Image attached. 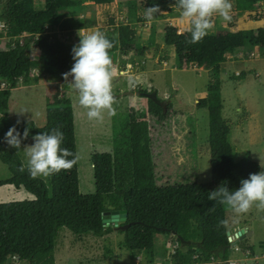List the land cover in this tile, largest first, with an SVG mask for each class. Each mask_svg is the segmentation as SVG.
Here are the masks:
<instances>
[{
	"label": "trees",
	"instance_id": "16d2710c",
	"mask_svg": "<svg viewBox=\"0 0 264 264\" xmlns=\"http://www.w3.org/2000/svg\"><path fill=\"white\" fill-rule=\"evenodd\" d=\"M98 6H108L113 0H87ZM264 0H234L240 9H252ZM82 0H44L43 9L37 10L34 0H6L0 11V21L12 28L11 36L27 34L26 44L21 47L0 50V162L10 177L0 181V187L11 185L23 188L33 195V200L0 203V264L16 257L28 264H56L54 248L57 232L64 227L75 235L103 237L112 228L103 227L102 214L112 210L127 212L128 225L123 235V245L131 253L149 251L153 248L157 234L173 235L176 242L187 248L177 250L174 264H194L196 254L204 263H212L216 257L227 261L230 243L226 236V206L207 199L208 193L226 185L230 191L240 187L241 179L250 173L260 172V165L249 155L236 161L229 141L230 125L223 117L220 72L221 64L238 51L256 49L264 55V28L244 29L236 32L221 31L206 35L199 43L186 44L189 33L178 32L175 26L164 29V45L174 51L176 67L203 68L210 73L207 95L196 102L198 109L208 113V150L210 157V181L198 183L186 176L181 182H162L160 170L152 155V132L155 126H165L171 120L172 105L166 110L152 101H147L149 121L138 120L133 109L118 119L122 131L129 133L130 146L117 147L110 153L91 155L95 191L90 195L79 192L78 163L69 170H62L43 180L31 179L28 173L18 169L23 164L14 150L5 142L7 131L15 129L26 139L34 135L59 128L64 134L62 148L76 153L74 113L69 98H60L56 92L46 97V123L39 128L33 121L11 120L8 116L11 90L19 84L36 85L40 77L45 80L61 78L74 61L71 55L73 43L58 38L50 40L49 29L60 31L78 30L90 24L83 20L65 18L59 22L62 9L76 8ZM158 4L161 11L171 12L174 0H131L128 12L133 16L137 8ZM156 29L150 27L148 42L154 44ZM36 37L39 51L36 60L30 58L29 41ZM109 50L112 57L118 52L122 58L143 56L145 49L135 39V32L129 26H120L118 36ZM248 59L249 53L246 54ZM32 71L37 76H32ZM240 72L231 80L245 79ZM68 90V84L64 85ZM145 93V91H138ZM139 116V115H138ZM187 139L194 140L191 132ZM187 146H191L189 143ZM72 159V157H69ZM190 163L184 164V168ZM191 179L192 181H189ZM214 210H211L213 209Z\"/></svg>",
	"mask_w": 264,
	"mask_h": 264
},
{
	"label": "rangeland",
	"instance_id": "374dc122",
	"mask_svg": "<svg viewBox=\"0 0 264 264\" xmlns=\"http://www.w3.org/2000/svg\"><path fill=\"white\" fill-rule=\"evenodd\" d=\"M129 1L131 0H113V3L108 7L112 8L113 6L114 13L111 9L100 8V14L103 16V20L100 22L101 25L110 26L109 24H111L113 26L105 30L106 35L112 36L118 34L120 26H129L135 32L136 41L146 48H150L147 37L150 33V27L154 26L156 29L155 45H157L159 51L157 53L159 59L157 65L154 66L157 70L150 75L153 89H150L147 86V81H145V84L141 82L142 84L129 92V95L137 96L138 91H156L158 98L171 104L172 110L175 112L172 113L169 123L165 126H155V130L152 132L151 150L155 164L160 170L162 182H181L183 178L189 176L198 183H207L210 181L211 169L208 150V113L205 109H198L196 102L207 95V85L211 79L210 73L204 69L185 68L180 70L176 67L174 51L172 48L166 47L163 41V30L166 26L172 25L177 27L178 30L182 29L176 18L174 20L171 16L162 12L163 14L158 15L149 22L144 18L141 7H138L137 12L130 16L127 8ZM82 2L81 6H98L87 0H82ZM5 4L6 0H0V11L3 10ZM34 4L37 6V10H41L43 9L44 0H34ZM263 6L264 3L253 6L255 18L262 15L260 10ZM231 16L232 20L230 22L232 23L226 22L229 27L234 24L236 17L233 9L231 10ZM114 25H117V27H114ZM210 32L215 34L218 31L210 30ZM248 53L249 56L246 59ZM251 54H254V56ZM30 55L32 60L37 59L36 56ZM236 55L235 58L240 59V61L224 63V68L220 72L223 117L231 128L229 141L233 147L235 160L238 161L249 155L260 165V171H264V55L257 54L254 49L251 52L247 50L241 53L237 52ZM140 61L139 59L137 63L143 70ZM145 61L148 64L154 63L153 60ZM229 68L232 71H229ZM240 72L246 73L245 79H230ZM32 76H37V72L32 71ZM40 79L42 82H52L48 86L47 94L46 88L38 85L22 86L19 84L11 92L9 100V118L11 120L33 121L36 122L37 127H43L46 123V97L56 92L60 98H69L72 101L74 115L79 108L83 109L78 105L75 93L70 88L69 90L64 89V85L67 84L65 80H61L57 84L58 78L45 80L40 77ZM115 80L123 82L124 87L128 86L126 78L119 77ZM127 96H121L116 101L114 100L116 115L119 117L130 110L127 107L128 102L124 103ZM141 99L143 106L146 107L147 100L145 98ZM138 114L140 113L138 112ZM111 118L112 115L105 112L103 121L91 123L90 135L87 131L85 133L82 131L81 128L85 127L82 119L79 118L78 122L75 120L76 154L79 157L77 160L79 192L82 195H90L95 191L91 155L96 151L93 149L95 143L99 141L111 142L110 134L113 124ZM188 132L193 134V142L187 139ZM188 143L191 146H187ZM15 150L21 162L26 164V148ZM187 161L190 166L184 168L183 166ZM8 172L7 167L0 162V179L8 177V174H10ZM39 179L46 184L48 183V177H40ZM191 179L189 181H192ZM227 221L229 229H231L230 223L240 221L244 227H249L253 231L252 236L246 235L242 241L237 243L238 245L232 246L230 244L229 255L232 254L233 259L236 260L230 262V264H264V247L260 245V242H264V212L258 211L255 206L242 215L229 211ZM108 227L112 228V232L114 231L113 226ZM112 232L103 237H96L89 234L75 235L64 227L60 228L57 232L54 248L56 264H174L177 250L180 252L187 250L186 247L175 241V237L165 236L161 237V240L166 242L163 244L158 237L155 238V250L139 251L132 253V255L130 251L123 248V242L121 243L119 237L121 234L116 232L118 236L112 234ZM236 246H238L237 249ZM245 247L255 251L256 259L244 254ZM242 254L244 256L241 259ZM193 258L195 259L194 264H207L196 254L193 255ZM218 258L216 257L212 263L208 264H220L218 263L220 258ZM12 262H15V260L10 259L4 264Z\"/></svg>",
	"mask_w": 264,
	"mask_h": 264
},
{
	"label": "clouds",
	"instance_id": "9594fccd",
	"mask_svg": "<svg viewBox=\"0 0 264 264\" xmlns=\"http://www.w3.org/2000/svg\"><path fill=\"white\" fill-rule=\"evenodd\" d=\"M170 6L187 23L185 31L189 33V37L185 40L186 44L199 43L208 35L215 26L214 17L219 18L222 23L232 20V0H174V4ZM158 14L163 13L159 5L154 4L145 8L144 18L151 22ZM78 35L79 42L71 49L74 63L62 76L75 93L78 105L86 110L87 118L90 121H103L105 112L116 115L112 90L114 67L109 54L115 39H109L100 30L83 31ZM69 77H72L70 82ZM128 84L135 87L138 81L129 76ZM28 135L27 128L21 135L12 127L5 134V142L11 148L20 149L22 140ZM32 139V145L25 147L26 164L18 169L22 173L26 171L31 179L46 178L62 170H69L79 159L76 153L61 147L64 134L59 128L50 133H38ZM207 199L226 206L237 215L247 213L253 206L264 212V171L250 173L247 179H241L240 187L234 191L222 184L210 191Z\"/></svg>",
	"mask_w": 264,
	"mask_h": 264
},
{
	"label": "crops",
	"instance_id": "0c3cea01",
	"mask_svg": "<svg viewBox=\"0 0 264 264\" xmlns=\"http://www.w3.org/2000/svg\"><path fill=\"white\" fill-rule=\"evenodd\" d=\"M232 3H233V8H232L233 12L236 13L234 24H232V26L229 27V26H227L226 22L222 23L219 20V18L214 17L215 26H214V28L211 31L216 30L218 32H221V31L236 32V31L244 30V29L264 28V6L261 7V10H260V13H262V15L259 16L258 18H255V16H254L255 15V10H253V9H244L243 10V9H240V8H237V7L234 6V0H233ZM100 8L111 9L112 13H114L113 6H112V8H109L108 6H79V7H76V8H68V9L60 10V12H59V22H61L65 18H71L73 20H76V19L83 20L86 25L87 24H90V25H88V26H86V27H84L82 29L69 30V31H60L58 29H49L48 35L50 37V40H52L53 38H58V39H60L62 41H67V42H70V43H73V44H78L79 38H80L79 35H78L79 32L100 30V31L106 33L105 30H107L109 27H113V26L111 24H109L110 26H108V25L106 26L104 24L101 25L100 21L103 20V16L100 14V11H99ZM161 12H164V14L171 16V18H173V19L176 18L179 21V22L177 21V23L182 28L181 30H178L179 33H182L183 31H185V29L187 28V23L183 22L181 20V18L179 17L178 12L176 11V9L174 7H172V11L170 13L166 12V11H161ZM108 22L111 23L110 20H108ZM231 23L232 22H230V24ZM103 26H105V27L103 28V30H101V28ZM114 27H117V25H114ZM208 34H214V33L210 32ZM117 36H118V34L114 35V37H117ZM148 36L149 35H147V37ZM163 38H164V30H163ZM3 40H5V39H3ZM8 42L10 43L11 40L9 39ZM155 43H156V36H155V41H154L153 45H150L148 43L150 48H146L143 45H141L145 49L143 56H132L130 58H126L125 59V58L120 57L118 52H114L112 54L113 67H114V74H113V80H112V90H113L114 93H122V92H127V91L131 92L138 85H141L142 83L145 84V81H147V86L150 89H153L152 86H151L152 83H151V80H150L151 79L150 75L153 74L157 70V69H155L154 66L157 65V61L159 59V55L157 54L159 51L157 50V45H155ZM0 45L3 46L4 45L3 42H1ZM161 47H162V44H161ZM254 50L257 52V54H259V52L256 49H254ZM241 52L242 51H238V53H241ZM30 54L36 56V58L39 57V51L36 50V49H31L30 50ZM235 57H237L236 54L234 56H228V60L225 62V64H227V62H230V61H238V60L240 61V59L235 58ZM139 59L141 60L140 61L141 62L140 65L142 66L143 70H141V67H139V65L137 63V62H139ZM145 60H153L154 63L153 64H148V62H146ZM223 64H221V70H223V68H224ZM193 68H196V67H193ZM197 69L201 70L203 68H197ZM229 71H232V69L229 68ZM229 71H228V73H229ZM129 76L134 77L138 81V84L135 87H131L128 84ZM119 77H123V78L127 79V82H126L128 84L127 87L123 86V84H124L123 82L115 80L116 78H119ZM61 80H62L61 78H58L57 79V84H59V82ZM51 84H52V82H46V81L42 82L41 79H40L39 83L36 84V85H33V86H37V85L38 86H43L44 88H46L45 90H46V94H47V90L49 88L48 86H50ZM22 86H24V85H22ZM15 89L16 88L12 89L11 92L13 90H15ZM10 97H11V95H10ZM141 98L142 97H139V96L129 95V96H127L125 98V100H124L125 102L124 103L128 102L129 105H127V107L130 108V109H133L135 111V114H136V117H137L138 120L149 121L148 112H147V105H146V107L143 106V103L141 102V100H142ZM9 100H10V98H9ZM114 100L116 101V99H114ZM128 100L130 101V103H129ZM71 103H72V101H71ZM72 108H73V106H72ZM138 112L140 114H138ZM73 113H74V109H73ZM127 113H128V110H127ZM8 116H10V105H9V110H8ZM79 118L82 119L83 124L85 123V127L81 128L82 131L84 133H85V131H87V133L89 134L90 133L91 123H93L94 121H90L87 118L86 111L84 109H80L79 108L77 113L74 115V127H75V120L78 122ZM119 118L120 117L117 116V115L112 116V118H111L112 121H113V124L111 126L112 132H111V134L109 133L111 135L110 136L111 137V142L108 143V142H105V141H99L98 143H95V147H93V149L96 150L97 153L98 152L99 153H110L114 148H117V147L128 148L130 146L129 133L126 132V131H122L120 129L119 123H118V119ZM76 126H77V124H76ZM32 143H33V139L32 138L23 140L21 142V148H25L27 146H31ZM14 150H15V148H14ZM9 177H10V174H8V177H3L2 179H0V181L1 180H6ZM47 181H48V179H47ZM32 197H33V195L28 193L23 188L16 189V188H14L11 185H5V186H1L0 187V203H9V202H15V201L30 200ZM33 199H34V197H33ZM33 199H31V200H33ZM227 222H226V226H229V225H227ZM230 224H231V229H229L227 227V230L233 236H235V234L238 231H240L241 229L245 230L247 236H252V234H253V231H251L249 227H244V225H242L243 223H241L240 221H235V222H232ZM232 231H233V234H232ZM112 234L118 235L116 233V231H113ZM122 236H123L122 234L119 236L121 238V243L123 242ZM165 236L174 237L173 235H163V234L155 235L154 236V240H153V248H152V250H155V245H156L155 238L158 237L160 242H162V244H163V243H166V242H165V240H161V239L163 237H165ZM239 242H237V243H239ZM237 243L234 244V245H238ZM237 247L238 246H236V249H237ZM123 248L125 249L124 245H123ZM250 249L246 248L244 254L250 255L251 256L250 258L256 259L255 258V254H254L255 251L252 250V249L250 250ZM134 253H137V252H134ZM243 256L244 255L242 254L241 259H242ZM232 261H236V260L233 259L232 254H230L228 256L227 261H221L220 260V261H218V263H220V264L221 263L222 264H230V262H232ZM55 263H56V261H55Z\"/></svg>",
	"mask_w": 264,
	"mask_h": 264
},
{
	"label": "water",
	"instance_id": "95a60500",
	"mask_svg": "<svg viewBox=\"0 0 264 264\" xmlns=\"http://www.w3.org/2000/svg\"><path fill=\"white\" fill-rule=\"evenodd\" d=\"M114 99H119L121 96H127L129 95V92H122L119 94H115ZM137 96L145 98L147 101L150 100L153 103L157 104L158 106L162 107L164 110H166L167 107V102L165 100H160L157 96L156 91H150V92H145V93H136ZM127 221V212L124 210H112V211H107L102 214V220L101 223L103 227H108V226H113L114 231L120 232V231H125L128 227V225L125 224ZM226 236L228 238V242L233 246L237 242L241 241L245 236L246 232L244 229H241L238 231L235 236H232L229 231H226ZM234 239V240H232ZM261 247H264V242H260ZM10 264H28L26 261H19L18 263H10Z\"/></svg>",
	"mask_w": 264,
	"mask_h": 264
},
{
	"label": "built area",
	"instance_id": "2783aa9c",
	"mask_svg": "<svg viewBox=\"0 0 264 264\" xmlns=\"http://www.w3.org/2000/svg\"><path fill=\"white\" fill-rule=\"evenodd\" d=\"M11 33H12V28L8 26L5 22L0 21V43L3 42L4 44L3 46L0 45V50H8V49L14 48L16 44H19V46L21 47H23L26 44L25 39L29 37L27 34L11 36L12 35ZM9 39L11 40L10 43L8 42ZM35 41H36V37H31L29 41V46L31 49L38 50L35 46ZM251 55L254 56V54H251ZM61 79L64 80L63 76H61ZM68 80L71 81L72 77H69ZM5 87H6V84L4 82H1L0 89H5ZM12 259L15 260L16 263L19 262L16 257H13Z\"/></svg>",
	"mask_w": 264,
	"mask_h": 264
},
{
	"label": "bare ground",
	"instance_id": "6f19581e",
	"mask_svg": "<svg viewBox=\"0 0 264 264\" xmlns=\"http://www.w3.org/2000/svg\"><path fill=\"white\" fill-rule=\"evenodd\" d=\"M233 240V239H232Z\"/></svg>",
	"mask_w": 264,
	"mask_h": 264
}]
</instances>
